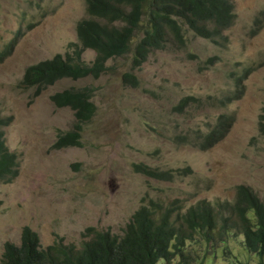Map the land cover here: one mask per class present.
Segmentation results:
<instances>
[{"label":"rangeland","instance_id":"374dc122","mask_svg":"<svg viewBox=\"0 0 264 264\" xmlns=\"http://www.w3.org/2000/svg\"><path fill=\"white\" fill-rule=\"evenodd\" d=\"M232 3L223 44L184 25L182 47L166 31L164 47L132 68L134 45L149 28L145 14L130 50L107 58L97 78L56 79L32 96L35 87L20 85L24 69L56 53L72 54L75 47L68 44L79 42L86 0H0V54L14 42L0 60V116L11 118L3 137L20 160L18 175L0 181V260L4 243L19 244L24 226L35 231L42 250L60 240L79 248L87 227L120 235L135 210L150 202L182 209L201 200L224 205L234 200L238 184L264 202V0ZM95 56L90 48L80 53L90 65ZM245 69L241 95L220 106L215 99L228 95L232 78ZM125 72L136 75L137 86L122 82ZM83 86L94 88L95 114L82 124V146L50 148L75 119L49 96ZM187 95L194 100L177 108ZM222 114L232 117L231 127L214 146L180 142L183 134L199 141ZM145 168L167 178L145 174ZM217 218L211 238L198 231L184 241L182 253L193 256L189 264H264L247 251L236 228L223 229L222 212Z\"/></svg>","mask_w":264,"mask_h":264},{"label":"trees","instance_id":"16d2710c","mask_svg":"<svg viewBox=\"0 0 264 264\" xmlns=\"http://www.w3.org/2000/svg\"><path fill=\"white\" fill-rule=\"evenodd\" d=\"M232 8V0H86L87 16L77 25L79 42L76 45L68 44L75 47L72 54L56 53L51 58L27 65L20 85L24 88L35 87L32 96H36L56 79L97 78L105 69L107 58L123 55L130 50L132 37L145 14L149 28L144 29L143 36L134 45L132 68L142 65L151 51L164 47L166 31L177 43L176 47H182L184 25L215 45L223 44L225 35L222 33L234 18ZM95 17L101 22L94 20ZM13 43L12 40L8 45L12 46ZM9 46L0 54V60L10 52ZM85 48L94 50L96 54L91 65L80 59V53ZM215 60V56L209 57L208 65H213ZM248 70L245 69L241 76L233 79V87L228 95L215 99L220 106L241 95L240 78ZM121 79L128 85H138L133 73L125 72ZM93 90V86L69 87L49 96L55 107L71 109L75 119L69 131L56 135L50 148L82 146V124L90 121L95 114ZM189 100H194L191 95L182 97L177 108ZM10 120V117L0 116L1 182L12 181L18 175L20 166L19 154L8 150L3 137L2 128ZM231 121L230 115H219L212 128L200 135L199 141L197 136L190 140L183 134L180 142H192L193 146L209 149L228 133ZM176 139L179 140L177 135ZM141 170L150 176L167 178L164 171ZM150 204V207L141 205L135 210L120 235L112 234L108 229L87 227L83 235L88 239L82 241L79 248L73 244L65 245L60 240L42 250L35 231L24 226L19 244L4 243L0 264H158L180 254L182 258L178 263L189 264L193 256L182 253L184 241L191 240L198 231L204 232V239L211 238L210 229L217 222L220 212L224 214L223 229L236 228L247 251L255 253L259 262L264 258V202L248 186L236 185L234 200L224 205H212L205 200L185 209L181 206L160 208L156 203ZM198 264H202L201 261Z\"/></svg>","mask_w":264,"mask_h":264},{"label":"clouds","instance_id":"9594fccd","mask_svg":"<svg viewBox=\"0 0 264 264\" xmlns=\"http://www.w3.org/2000/svg\"><path fill=\"white\" fill-rule=\"evenodd\" d=\"M259 22H260V21H259ZM255 29H256V28H255ZM247 72H248V71H247ZM242 73H243V72H242ZM242 73H240L239 76H241ZM245 75H246V74H245ZM245 75H244V76H245ZM239 76H237V77H239ZM244 76H243V77H244ZM243 77L240 78V81H241V79H242ZM234 78H235V77H234ZM234 78H232V87H233V79H234ZM240 84H241V82H240ZM241 87H242V85H241ZM239 235H240V234H239Z\"/></svg>","mask_w":264,"mask_h":264}]
</instances>
